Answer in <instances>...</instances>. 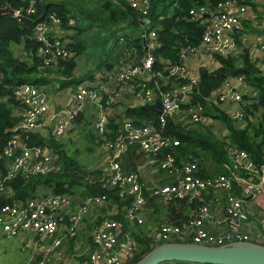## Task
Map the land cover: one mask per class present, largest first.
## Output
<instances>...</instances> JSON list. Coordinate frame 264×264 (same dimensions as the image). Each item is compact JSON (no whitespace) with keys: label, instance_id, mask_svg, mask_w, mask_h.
<instances>
[{"label":"built area","instance_id":"built-area-1","mask_svg":"<svg viewBox=\"0 0 264 264\" xmlns=\"http://www.w3.org/2000/svg\"><path fill=\"white\" fill-rule=\"evenodd\" d=\"M125 1L136 13L138 35L143 43V52L138 62L121 59L110 68L95 71L92 79L66 83L63 86L55 80L59 75H53V70L43 71L42 74L49 78L48 83H52L51 87L23 82L13 88L19 103L12 107L11 113L15 121L10 128L7 145L0 153V160H3L6 169L5 174L0 170V195L8 194L6 183L17 173L30 177L61 168L52 146L47 143H29V132L41 135L40 128L48 126L50 133L47 137L60 140L70 128L78 126L76 116L90 110L93 117L89 126L99 147L97 154L103 152L100 153L101 165L95 167L100 172L91 174L92 180L104 175L109 188L117 187L120 194L127 191L134 196L133 206L121 207L130 223L142 222L144 195L139 174L123 171L121 157L125 152L136 148L143 155L142 168H168L181 173L173 184L153 185V192L163 198H193L204 191L218 188L227 192L223 216L218 220L225 224L223 231L211 232L204 226L205 221L213 217L210 206L205 204L191 208L187 218L180 223L171 220L162 224L153 233L155 241L182 239L216 245L235 240H260L251 231L250 216L255 215H249L252 210L246 205L249 204L248 197L264 191V161L258 165L247 151L227 145L232 166L225 165V173L200 178L196 174L195 161L185 162L179 170L174 166L173 155L167 154L163 158L156 156L162 145L178 144L177 138L163 134L153 124L134 125L131 119L124 116L125 106L154 103L159 99L162 124L165 116H169L181 122L185 128L208 125L217 137L229 142L227 129L222 121L204 114L202 105L192 102L191 96L200 79V68L212 70L217 65L215 54L237 55L241 43L248 39L245 35L247 32L243 29V21L249 14L248 3L244 0H223L215 6L199 4L189 7V19L197 20L202 25L199 44L182 45L176 61L160 58L162 68L157 69L154 68L153 49L158 46L157 20L164 15L156 13L155 21L150 14L149 0ZM27 11H33V7ZM13 14L18 12L14 10ZM251 17L256 20L257 16L254 14ZM47 18L34 24L33 36L46 44L52 42L56 54L69 57L72 53L67 50L62 39L65 29L59 27L60 21L54 13ZM72 22L69 19V23ZM50 33L54 40L49 39ZM259 50H264V43L260 44ZM258 65L264 75V56H261ZM151 79L153 84L149 85ZM245 95L249 97L248 102H253L254 97L259 95V89L247 83L241 74H228L205 100L208 104L221 107L238 126H242L246 121L241 108ZM0 100L7 102L6 97H0ZM183 104L188 106H181ZM113 116L120 123L114 132L110 128ZM256 117L261 119L264 127V107L259 108ZM79 124L87 125L84 120ZM233 183L241 190L238 196L231 190ZM262 202L264 203V198ZM115 212L116 204L105 194L85 196L39 189L24 203L14 201L0 207V231L27 237L36 255L34 264H48L45 258L52 256L55 258L54 264H73L74 261L76 264H124L136 249L137 243L111 216ZM193 213L196 215L191 217ZM70 241L72 248L69 246ZM63 246L67 252V262L59 256L61 249L64 251ZM84 252L88 253L84 255Z\"/></svg>","mask_w":264,"mask_h":264},{"label":"trees","instance_id":"trees-1","mask_svg":"<svg viewBox=\"0 0 264 264\" xmlns=\"http://www.w3.org/2000/svg\"><path fill=\"white\" fill-rule=\"evenodd\" d=\"M80 1V0H79ZM95 3L98 10L94 12V5L80 6L79 2L72 0H0V7L9 4L18 14L3 13L0 16V97H6V101L0 100V153L3 152L10 137V128L15 118L12 116V107L17 106L19 101L13 93V88L23 82H31L44 85L49 82V78L42 74L43 71L52 68V73L59 75L56 81L61 86L66 83L81 81L89 76L92 79L93 74L84 73L77 77L76 55L82 54L84 49L94 45V39L87 40L88 37L81 36L83 32L95 25L110 24L111 26L128 25L130 31L122 33L115 39L112 59L100 58L98 68H110L113 63L123 59V61H139L143 52V43L141 37L135 32L134 25L128 24L130 15L128 9H132L125 0H91ZM223 0H149L150 14L156 18V13H162L157 29L158 46L153 49L155 57L154 68L161 69L160 58H169L176 61L179 58V48L182 45H198L202 35V25L194 19H189L188 9L193 5L209 4L217 5ZM246 3L255 7V1L244 0ZM72 5H78V10L74 12ZM89 5V4H85ZM33 7V11L28 12V8ZM54 13L58 17L64 32L62 39L65 46L72 54L69 57H63L56 54L52 42L44 43L33 36V26L36 22L47 20L48 16ZM75 13L81 20H85L83 26H77L75 23ZM69 19L73 22L69 23ZM156 21V19H155ZM73 28L76 30L73 32ZM89 31V30H88ZM91 36V35H90ZM122 38L123 40H119ZM49 39L54 40L52 33ZM240 42V39H238ZM241 43V42H240ZM217 65L208 70L200 68V79L197 87L194 89L191 101L198 102L203 107V112L209 118H217L222 121L227 129L229 142L216 136L211 126L197 125L191 128H185L181 122L165 116L162 124L160 114L154 109L144 107L141 104L134 106H125L124 116L131 119L132 124H153L162 130V133L178 139V144L162 145L157 151L156 156L163 158L167 154L174 157V166L179 170L187 161H195L197 165L196 174L200 178L213 177L218 173H225V165L232 166L230 148H240L249 154L250 158L260 164L264 161V127L261 119L256 117V112L260 107H264V75L257 63V58L250 56L248 48L241 43V49L237 55L215 54ZM102 64L104 66L102 67ZM50 65V67H48ZM228 74H241L245 81L259 89V95L254 97L253 102H248L249 97L243 96L244 102L241 108L245 113L246 121L242 126H238L230 117L229 113L217 105L208 104L206 96L216 87L220 86ZM153 84V79L149 85ZM163 88V86H162ZM181 106H188L183 104ZM255 117V120H254ZM91 118H86L84 112L79 113L76 118L78 126L70 128L68 133H83V139L87 141V149L93 150L95 144V134L86 126L80 125L84 120L87 125L91 123ZM120 123L116 122V116L110 119V128L116 131ZM79 129V130H76ZM68 142L71 143L72 137L68 135ZM29 143H47L52 146L57 153L58 160L61 163L59 170L51 171L45 174H33L25 177L21 173L15 174L6 185L9 188L7 195H0V207L5 203L14 201L25 202L26 199L35 195L39 189L50 190L52 192H71L80 195H102L111 199L116 204L117 212L111 216L115 218L124 230L134 237L137 247L127 258L124 264H134L146 252L154 246L161 243L153 239V233L157 231L162 224L173 220L180 223L187 218L190 209L199 205H209L210 198L213 200H222L223 207L227 200V192L223 189H209L202 192L199 196L193 198H163L155 194L152 190L154 184L165 185L173 184L180 176V172L174 169L157 168L152 173L153 182L144 181L140 177V168L127 163L121 164L125 172H136L139 174L144 195V208L142 222L130 223L121 210L122 206H133L134 196L127 191L120 194L117 187H108L106 176L102 175L92 180L91 174H98L100 171L96 168L85 169L84 173H76L69 170L70 167H79L76 152L78 149L68 150L64 141H59L52 136L44 137L38 132H29ZM67 140V139H66ZM72 149V148H71ZM142 168V167H141ZM0 170L2 174L6 173L4 162L0 160ZM150 170V169H149ZM232 192L240 195L241 190L236 183L232 184ZM216 196L213 198V196ZM247 198V201H249ZM222 207V209H223ZM163 217H159L160 211H163ZM196 214L193 213L191 217ZM157 216V217H156ZM159 218V219H158ZM257 224L256 217L250 216ZM258 229V227H256ZM255 229V230H256ZM212 232V231H211ZM174 241H190L175 239ZM264 244V239L252 240ZM72 248V242H69ZM168 264H198L189 261H167ZM167 262L161 264H167Z\"/></svg>","mask_w":264,"mask_h":264},{"label":"rangeland","instance_id":"rangeland-1","mask_svg":"<svg viewBox=\"0 0 264 264\" xmlns=\"http://www.w3.org/2000/svg\"><path fill=\"white\" fill-rule=\"evenodd\" d=\"M72 1L79 2L81 4L80 6H83V7L94 5L95 7L94 12L98 10V5L96 8L95 3L91 0H80V1L72 0ZM253 1H255V7H252L251 4H248V6H249V10L253 12V16L254 14H256L257 17H256V20H253L254 21L252 22L253 25L251 24L248 32L245 34L246 37H248L249 32L250 34H255V35L264 33V24H262L264 22V0H253ZM85 4H89V5H85ZM77 6L78 5H72L74 12L78 10ZM74 15L76 16L75 17L76 25L83 26V24L85 23V20H81L77 13H75ZM72 29H73V32L76 30L73 27ZM128 31H130L128 25H124V26L121 25V26L115 27L114 25L111 26L110 24H103L99 26L98 25L92 26L91 28L87 29V32L81 33L80 35L84 36V38L88 37L87 40L90 39L91 41H93L94 39V45H93V48L89 46L84 49V52L82 54L76 55V62H77V75L76 76L79 77L81 76L80 74L87 73V72H90V74H92V72L94 73L95 71H100L103 68L107 69L103 67L104 64H102L103 68L101 69L98 68L100 58L102 57L105 59H112V55L113 53L116 52V49H117V48L116 49L114 48V45L116 44L115 39L118 38L120 34L126 33ZM138 31H139V28L136 26L135 32L137 34H138ZM64 32L67 33V30H65ZM119 40H123V39L119 38ZM249 40H251V38L244 40V42H245V45H249L250 47L251 42ZM263 42H264V39L256 42L257 51H258L260 44ZM47 71L51 72L52 68H49V70ZM56 78L57 77H55V80ZM46 86L51 87L52 83L47 82ZM52 108H54V106H52ZM84 115L86 118L93 117V113L90 110L84 111ZM89 125H86V129H90ZM40 129H41V135L44 137H47L48 134L50 133V128L48 126H44ZM76 130H79V129H76ZM68 132H66V134L59 141H64V145L68 150L74 151L78 149L75 155H77V158L79 160L78 161L79 167H70L69 170L80 174V173H84L83 170L85 169L90 170V169L100 166L102 162L100 153H103V152L100 151L99 155L97 154L99 150L97 143L95 142L93 150H89L86 147L87 141L83 139L84 132H80L79 134H73L74 136H72ZM68 135L72 137L71 143L68 142V138H67ZM142 162L140 161L139 165L142 164ZM139 174H140V177L144 179H151L152 170H149V168H142L141 171H139ZM259 197L264 198V191L261 190L257 192L254 196V201H255V198H257V201H258ZM251 205L253 207L254 203L248 204L246 206L247 208H249L251 207ZM158 213H159V217H163L162 215L164 213V210ZM252 213L256 215L257 224L255 225V227H258L259 233L256 234L252 230V228H251V231L253 232V235H257L255 237L260 239V241L262 242L264 239V221L262 222V220H264V211L255 209L254 211H250L249 215ZM144 218L145 217H143V219ZM253 222H254L253 219H250L249 221L250 227L254 225L255 222L254 223ZM35 240H37V238H35ZM253 240H256V239H253ZM79 253L82 254L83 252H79ZM86 253L88 252H84V255H86ZM59 256L64 262H67L68 257H67V252L65 251V248H64V251L61 249ZM35 259H36V255L33 253V245L31 241L27 239V237L25 238L23 235H19V236L9 235V234H6L0 231V264H34ZM75 259H77V257ZM54 260L55 258L53 256L45 258V261H47L48 264H54ZM168 263L169 262H167V264ZM73 264H76V262L74 261Z\"/></svg>","mask_w":264,"mask_h":264},{"label":"water","instance_id":"water-1","mask_svg":"<svg viewBox=\"0 0 264 264\" xmlns=\"http://www.w3.org/2000/svg\"><path fill=\"white\" fill-rule=\"evenodd\" d=\"M127 11L130 15L128 24L137 26L135 11L131 9ZM13 12L14 9L9 4L0 7V16ZM142 106L154 109L158 113L162 112L159 99L154 103H144ZM175 260L194 263L264 264V244L248 240H235L216 245L192 241H165L154 246L134 264H161Z\"/></svg>","mask_w":264,"mask_h":264},{"label":"crops","instance_id":"crops-1","mask_svg":"<svg viewBox=\"0 0 264 264\" xmlns=\"http://www.w3.org/2000/svg\"><path fill=\"white\" fill-rule=\"evenodd\" d=\"M255 13V12H254ZM256 15V14H255ZM251 16H253V12H251L249 10V14L247 15V18L244 19L243 21V29L248 32L252 22H254L251 18ZM257 16V15H256ZM253 25V24H252ZM251 30V29H250ZM264 33H260L258 35H255V34H250L249 32V35H248V38H251V40H249L251 42V45L249 47V45H246L247 48H248V52L250 54V56L252 57H255L257 58V63H259V59L261 58V56H264V50H259L257 51V41L259 40H262L264 39ZM264 43V42H263ZM245 44V43H244ZM90 74V72H88ZM84 74V73H83ZM92 74H94L92 72ZM91 75V74H90ZM90 79L89 76H86L84 77L83 79ZM82 79V80H83ZM143 160V155L142 153L137 150L136 148L135 149H131L127 152H125L122 157H121V164H125L127 163L129 166H135L136 168H141V164L139 165L140 161L142 162ZM157 168H152L150 170H152V173L156 171ZM144 181H150V182H153V178L151 177V179H144ZM216 196L214 195L213 198H215ZM263 198V197H262ZM262 198L259 197V200L257 201V198H255V201H254V197H250L249 198V201L248 203L249 204H252L254 203L253 207L251 205V210L254 211L255 209H259V210H262L264 211V203L262 202ZM223 201L220 199L218 200H213L212 198L209 199L208 203H209V206L212 210V214H213V217L208 220V221H205L204 223V226L212 231V232H221L224 230L225 228V224L224 222H218L219 219L222 218L223 216ZM257 207V208H256ZM256 217V215H255ZM255 225L252 226V230L255 232V233H259L258 229H256ZM260 230V229H259Z\"/></svg>","mask_w":264,"mask_h":264}]
</instances>
